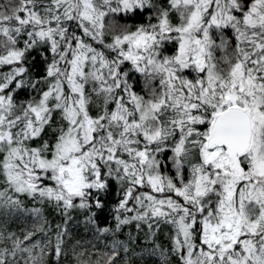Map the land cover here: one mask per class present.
I'll return each mask as SVG.
<instances>
[{
    "label": "snow or ice",
    "instance_id": "obj_1",
    "mask_svg": "<svg viewBox=\"0 0 264 264\" xmlns=\"http://www.w3.org/2000/svg\"><path fill=\"white\" fill-rule=\"evenodd\" d=\"M173 258L264 264V0H0V264Z\"/></svg>",
    "mask_w": 264,
    "mask_h": 264
},
{
    "label": "trees",
    "instance_id": "obj_2",
    "mask_svg": "<svg viewBox=\"0 0 264 264\" xmlns=\"http://www.w3.org/2000/svg\"><path fill=\"white\" fill-rule=\"evenodd\" d=\"M106 215V214H105ZM50 219L57 220L58 217L50 215ZM102 219L105 217H101ZM108 219H111V217H107ZM22 224L23 222H17ZM31 223V221H29ZM12 227H15L12 223ZM71 237H72V242L75 241H80L81 246L84 248L88 249L89 252H91V245L92 244H97V246H101L103 238H101V241H97L94 238L93 232L90 227H86L83 221V217L79 216L76 218L75 223L71 224ZM123 238V237H121ZM163 242L165 245L167 244V241L163 239ZM87 258V257H85ZM66 264H75V261L73 259H69ZM147 264H157L156 261L153 259H149ZM173 264H176V258H173Z\"/></svg>",
    "mask_w": 264,
    "mask_h": 264
},
{
    "label": "rangeland",
    "instance_id": "obj_3",
    "mask_svg": "<svg viewBox=\"0 0 264 264\" xmlns=\"http://www.w3.org/2000/svg\"><path fill=\"white\" fill-rule=\"evenodd\" d=\"M13 225H14L15 227H19V226H21L22 224L17 223V222H13ZM15 227H13V228H15Z\"/></svg>",
    "mask_w": 264,
    "mask_h": 264
}]
</instances>
